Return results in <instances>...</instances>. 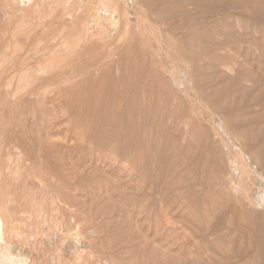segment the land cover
I'll return each mask as SVG.
<instances>
[{"label": "bare ground", "instance_id": "1", "mask_svg": "<svg viewBox=\"0 0 264 264\" xmlns=\"http://www.w3.org/2000/svg\"><path fill=\"white\" fill-rule=\"evenodd\" d=\"M200 6H208V7L207 8H201ZM201 10L203 12H209L208 16L210 15L209 17H211V18H216L217 15L219 16L222 14H225L227 16L230 15L231 17L229 16V18L230 19L233 18L232 20H233V23L235 25L234 27L237 29L241 28L240 22H241L243 17H244V19L245 18L247 19V22L248 21L252 22L250 24H252L253 26H251V25H249V26L252 28V30L254 32H258V30L260 28L264 27V0H0V93L1 92L4 93V95L0 98V264H51V263L52 264H88L89 261L91 260V258L89 259L87 257H88V255L90 256V253H92L93 251L92 252L90 250H89V252L86 251V252H88L85 254L86 256H84V253H83L84 249H87V248L92 246L91 236L84 234L83 233L84 229H82V228L79 229L78 228L79 225L77 223L76 224L78 226L75 223H73L77 227L73 226L72 229L74 227L75 228L72 231H70L71 227L70 228L68 227L69 230L67 228L68 231L65 230L66 227L65 228L63 227V225H64L63 221L64 220L60 219L62 217L59 218L54 213H52L51 210L45 209V207H44L45 203L49 202V205L52 207V211H53V209H55L56 203L54 202L55 201L54 194L58 193V192H56V190H54V188L52 186L53 184L50 185L44 179L45 177L43 178V176H42L43 174L41 175L40 172L44 171L47 175H48V173L52 174L53 177H56L58 179L59 176H57V172H60L61 169H59L60 171H54V169H53V168H56V166L60 167V165L58 164V165L54 166V164H53L54 162H56V163L59 162L58 158L56 156L54 157V154H57V153L55 152L56 150L54 151L52 149H49L51 147H50V145H48L49 142L47 143V141H50V139L47 140L48 138L46 139V136L48 135L50 130H44L46 125H54L57 122H55L53 120V118L51 119L50 117L49 118L47 117L48 112L45 111V108H44V111L47 113H45L42 110L41 103L43 101H45L49 95H52V100L55 101L58 104V106L60 104L59 102H61L59 100H63L65 102V105H64V107H62L60 105L62 107L61 108L62 113L60 112L61 114L60 113L59 114L61 116H63L62 114H64V117H65V115H67V117L64 119L62 117L64 122L65 121L67 122V120L69 122V120H72V118H74L73 120H75V121H71V122L75 123L76 119L78 118L79 120H77V121H80L82 124V121L85 118L84 119L85 121H83L85 123L82 124V127L84 125L87 126L89 123L90 124L94 123V125H95V127H94V125H92V126L90 125L91 127L88 126L89 128H91L90 129V131L92 133L90 135L91 138H92V136L94 138V135H95V133L93 134L94 129L92 131V127L96 129L95 130L97 132L96 135H100L101 137L103 136L104 129L106 131L109 130L108 133L106 131H104L107 133V135H105V133H104V136L105 137L109 136L111 138L112 135L110 132L112 130H110L108 128V126L111 125L110 124L111 120H110V122L107 120L108 118L111 119V114H110V117H106L109 115H102L103 112L101 111L99 104L101 106L102 103L103 104L105 103L104 106H102V107H104L102 109H105V105L108 104L109 100H113V99L118 100L119 99L118 103H120V105H122L123 103H127V110L126 111H128V110L131 111V108H129V107H133L134 106L133 104L136 101L139 102V100H136V99H137V96L139 97L141 92L144 94L146 91L149 94H147V93H145V94L147 96L148 95L150 96L151 92H149V91L152 90L151 87L154 88L155 86L159 85L158 84L159 78H157L158 75H156V77L154 76L155 74H157V72L160 76L162 75L160 78L163 77L165 80L166 79L169 80V82L174 85V87L176 89H174V88H172V89L176 90L177 94L178 93L182 94L183 98H185V101L188 104L187 106H189V107L186 106V108L189 109V113L194 114V116L197 117V121L199 119L200 121H203V122L206 121L207 122V127L209 128V131L211 133V135L210 134L208 135L209 138H213V140L215 139V141L218 142L222 148V149L220 148L221 150L216 149V150H219L221 152V155H220L221 158L218 155V152H216L213 149L217 153V155L219 156L218 157L216 155L217 159L220 161L222 160V162L224 163V164L222 163V167L225 165L224 166L225 168L219 169L220 167H217V169L221 170V171H223L225 169L224 173L222 172V174H221V171H217L216 167L214 168V164L216 162V160H215L216 157L214 155L215 152L213 151L214 152L213 153L211 151V149H210L211 147L209 146V143L204 144V143H206V142H204L205 139H203L205 137V135L203 136V138L201 137V139L204 140V141H202V143L204 142L203 144L202 143L197 144L198 143L197 141H196L197 143H195L194 145L192 143L191 149H192L193 153L191 156L187 153H184V155L185 154L188 155V156L186 155V157L188 159L187 160L188 165H187V167L186 166L185 167L188 168L190 165H191L190 168L193 167L192 169L188 168L189 172H191L190 174L193 175V178H194L193 180L191 179L192 182L195 181V185L198 184L200 186V184L203 185V183H205V182L207 183L208 179L211 180L208 182L209 185L207 184L209 187L207 185H205V186H206V188H208L212 191V193L214 195L213 198L214 199L217 198V200L221 201V204H222L221 207L218 209L217 207H219V205H217L218 204L217 202H219V201L216 202V200H214L213 202H215V203L210 202V203H212L211 206H213V207L215 204L217 205L216 207H214V209L217 208L218 211L214 215V218L212 217L213 220L211 219L210 223H209L210 219L207 221V224H209V225H207V228L205 227L206 228L205 231L203 232V229H202L201 230L202 232H199L202 234L197 235L196 237H199V238H202V237L204 238V236L209 237V236H213V235L217 234L221 230H223V231H221V233L224 232V230H225L224 234H222V237L223 236L229 237V239L226 237L228 239V244H227L229 247L228 251L230 250V253L227 257V260L229 262L240 261L242 259L244 260V258H247L250 256V257H252L254 264H258V261L261 262L260 264L264 263V226H263V223H264V164H263V162L264 161L262 160L263 158L259 159L260 158V157H258L259 154L256 155L254 153L258 146H256L254 148L255 150L253 149V147L248 146L247 142L244 140V137L239 134L240 132H238V130H237L238 128L235 125L231 124V122H229L228 119H225L226 116L223 115L225 117L224 118L220 114L221 109L224 113V111H226V108L231 107L232 104L230 106L226 107L224 104L225 102H223V104H220L221 102H220L219 98H216V99H219V101L215 99L217 102H213L214 103L213 104V103H211L212 102L211 99H210L211 100V102H210L208 100L209 98H206V96H203V94H201V93H203L201 91V87L203 89L204 86L198 85V83H197L198 80L197 81H196V79L194 80V75L196 76V73H197V72H195L197 70L196 65H195L194 61L191 60L192 58H189L186 55V53L184 52V50H182L184 48H182L181 45H178L177 36H179V32H177V30L179 29V27H178L179 23L182 22L184 19H188V20L197 19L198 13L202 12ZM190 13H194L195 16L191 17ZM227 16H225V17L227 18ZM229 18H227V19H229ZM216 19H217L216 21L218 23H220L218 21V18H216ZM228 21H226V22H228ZM218 26H219V24H218ZM262 30L263 29H261V31ZM215 31H217V30H215ZM228 32H225V33H228ZM210 33L212 34V32H210ZM235 33L236 32H234L232 34H235ZM197 34H199V33H197ZM255 34H257V33H254V35ZM225 36H228V35H225ZM251 36H252V34H251ZM233 37L235 38L236 36L233 35ZM243 37H244V35H243ZM136 38H137V41L139 39V43H137ZM245 38H246V36H245ZM212 39H211V41H213ZM215 39L217 40L216 36H215ZM251 39H249V40H251ZM219 41L218 42L216 41L217 43L216 42H214V43H216V44H219V43L226 44L227 43L228 44V42H239V43L241 42L240 40L237 41V39H235L234 41L229 40V39H225L222 42L221 41L219 42ZM245 41H247V40H245ZM181 43H183V42H181ZM216 44H215V46H217ZM250 44L251 43H249V45ZM193 45H194V43H193ZM123 46L124 47L127 46L128 48L131 49V51L128 52L127 55L124 54L126 52L122 53L124 55L123 56L124 58L121 59L122 54L120 53V51H121V48ZM183 46H185V45H183ZM250 46H252V45H250ZM139 47L144 49L146 54L148 55V57L151 59V62L149 63L150 66H151V63H153V61H154V63H153L154 66L152 64L151 70L153 68H155L157 70V72L155 71V69H154V72L151 71L152 73L144 72V71L150 70V69H148V68H150V66H148V65H147L148 68L144 67L145 69H143V72L139 71L138 69H135V67H136L135 65H131V67L128 69L130 70V74L132 72L135 73L136 70L139 71V72L137 71L139 73V75H138V73H135L136 76H138L137 79H139V76L141 75V73H143V74L145 73L143 82L139 81L142 78H140L139 80H136V79L135 80L137 81V83L139 82L141 84H143L144 81L146 83H147V81H149V84L144 83L143 85H141V84L139 85L136 83V86L138 85L137 88H139V90H138L137 88H135L136 86L134 87L135 81L133 82V85L131 82L132 80H134V75H130L133 77V79L132 78L127 79L125 76L126 80L124 79V77L121 80V78H119V76L121 77V75H119L120 73L119 74L116 73L117 74L116 76H118V75L119 76L118 77L115 76L116 77L115 81L117 80V78H118V80H117V82H114L113 85H110L109 82L112 83V80L109 79V80H111V81H109L108 78H111V76H112L110 74L112 69L114 68V69H117L119 71V69L121 67H123L125 65L126 66L129 65L128 64L129 59L132 61L133 60L136 61V59H138L136 56V49L137 50L141 49ZM206 47H205V49H206ZM217 47H219V46H217ZM133 50H135V51H133ZM195 52H196V50H195ZM198 53L199 52L195 53L196 56L198 55ZM212 53L210 52L209 53L210 55L208 54V52L205 53L206 55L204 54L205 55L204 58L209 60L208 62L210 64H208V65L209 66L211 65L210 67H212V66H213V68L219 67V68H222L221 70H224L228 73L235 71V68H236L234 66L235 62L233 61L234 59H232L230 57L231 55L230 56L214 55L215 52H212ZM216 53H217V50H216ZM142 55H143V53H142ZM213 55H214V57H213ZM250 55H251V53H250ZM190 57H194V56L191 55ZM256 57H257V55H256ZM236 58H238V57H236ZM122 61H125L124 65L122 64ZM137 62H139V61H137ZM134 64H136V62H134ZM246 65H248V64H246ZM237 73H238V71H237ZM241 73H238V74L243 75V79L239 80V78H241V77L239 75L234 74L235 77L238 78V79L234 78V76H233L234 81L237 80V82H240V81L242 82V81L247 79L246 78L247 76L245 77L246 79H244V76L246 73L245 74H241ZM248 74H249V72H248ZM151 76H154V77L151 78ZM78 77H82V79L80 78V80L82 81L81 85H78V86L76 85L77 88L75 87L76 89H74V88L72 89V84H74V79H76ZM98 77L99 78L103 77V78L99 79ZM154 78H156V79H154ZM96 79H97V81H96ZM152 79H154V80H152ZM157 79H158V81H157L158 83H155L156 85H154V83H153V85L151 86V84H152L151 82H154V81L156 82ZM164 79H160V80H164ZM202 79H204V78H202ZM230 79H231V77H230ZM248 79H250V78H248ZM248 79L246 81H248ZM167 80H166V82H168ZM83 81H84V83H83ZM170 83H168L169 86H170ZM165 84H167V83H165ZM131 85L133 86L132 88H131ZM112 86H115V90H116V88H118V90H116L117 93H115L116 91L114 92V94L112 93L113 88H114V87L112 88ZM140 86H141V88L143 87V90H145V91H142ZM210 86H212V85H210ZM227 87H229V86H227ZM158 88H159V86H158ZM158 88H156V89H158ZM225 88H223V89H225ZM94 89L95 90L97 89L96 90L97 92H99V90L100 91L102 90L103 92L101 91L100 93H104L105 96H108V99H107V97H105L104 95L101 94L102 97L100 95L101 98L105 97L104 100L105 99H107V100H105L106 102H103L104 100H102V102L99 101V104L97 105V107H98L97 109L98 110L100 109V111L102 112L100 114L101 116L99 115L100 111L95 113V114L98 113L97 114L98 117L97 116L96 117L99 120L101 118L103 120V122L107 123V124H105L107 126H105V125H102V127L100 126L102 129L96 128L97 123H95L96 122L95 118H94L95 122H92V123L90 122L89 119L94 117L95 116L94 114H93L94 116L92 115V117H91V114L88 112V114H90V115L85 117V112H87L86 110H87L88 106L87 107L85 106L86 110L83 109L85 111L84 112L82 109H80V105H79V104L83 103V100L80 98V97H82L83 93L80 94L79 92L83 90L85 92V95H86V92H88L87 94H90V98L94 99L93 98V97H95L94 94H96V92L95 93L93 92ZM103 89H105V90H103ZM135 90H137L136 93H135ZM214 90H216V88ZM90 91H92L94 94L91 93ZM154 91H155V88H154ZM154 91L152 93L153 95H151V100L154 98ZM137 92H138V95H137ZM77 93L80 94L81 96L80 95L78 96ZM128 93L130 95H131V93L132 94L134 93L137 95L136 97H135V95H131L132 97H134L133 100L135 99V101L129 100L130 96L128 97ZM142 93L140 96H142V98L145 96L144 97V100H145L147 96L146 95L143 96ZM155 93H156V91H155ZM91 94L94 96H92ZM85 95H83V97ZM74 96H76V98H78V99L80 98L79 101L82 100L81 103L78 102V100L76 102V100L74 99ZM152 96H153V98H152ZM100 97H97V98H99L98 100H100ZM126 97L129 98L128 100L130 101V103H129L130 106L128 105V100L126 102ZM84 98H86V97H84ZM90 98L88 97V99H89L88 101H90ZM222 99L223 98H221V101H223ZM86 100H87V98H86ZM94 100H96V97ZM98 100H97L96 104L98 103ZM142 100L140 99V102ZM146 100L145 101L148 102V98ZM154 100H155V98H154ZM93 101L90 103L94 104L95 102H93ZM145 101H142V102H145ZM24 102H26V104H25L26 106L23 104ZM113 102H115V101H113ZM113 102H112V104H113ZM131 102H133V104ZM138 102L135 103L137 107L136 108H134L135 106L133 107L135 109V112L133 115L134 118H136L135 113H136V116L138 115V117L136 119H139L141 117V116H139L141 114H138L139 113L138 110H141L142 114H146V113H150V112L152 113L153 110L149 112V109L152 108V107H150V105H151L150 101H149L150 103L148 102L150 105L147 103L149 105L148 107L145 106V105H147L146 103L144 104L146 110L148 108V110H147L148 112L144 111L145 109L142 106L143 105L142 102H141V104ZM27 103H29L28 106H27ZM226 103L228 104V102H226ZM57 104H56V106H57ZM233 105H235V103ZM23 106L26 108H23ZM83 106H84V104H81V108H83ZM124 106H126V104ZM241 106H243V105H241ZM52 107H53V105H52ZM76 107L78 109H80V110H78L80 112H78V111L76 112ZM89 107H90V105H89ZM138 107L143 108V110L141 108L138 109ZM155 107L157 108V106H155ZM236 107L238 109V106H236ZM244 107H245V105H244ZM40 108H41V111H40ZM109 108H111V107H109ZM117 108H118V105H117ZM119 108H118V110H119ZM124 108L126 109V107H124ZM124 108H120V109L123 110ZM6 109H7V112H9V114L6 112V114L9 115V118H6L7 115L6 116L4 115V112ZM24 109L26 110L25 117H24V113H23ZM91 109H90V111H91ZM122 110H119V113ZM184 110H186V109H184ZM51 112H52V109H51ZM110 112H111V110H110ZM123 112H125V111L123 110L122 114L127 113V112H125V113H123ZM227 112H229V111H227ZM231 112L233 113V111H231ZM231 112L229 114H225V115L231 116ZM88 114H86V115H88ZM131 115H132V113H130V116ZM148 115H150V114L146 115L147 118L149 117ZM182 115H183V113L181 114V116ZM102 116H105L107 118L106 120L109 122V125H108V122L105 120V118L104 117L102 118ZM116 116H117V119L121 118V117H118V116H120L119 114L118 115L116 114ZM184 116H188V115H184ZM189 116H188L189 119H187V121L190 120ZM87 117H89V119ZM122 118H124V117L122 116ZM144 118H143L144 121H141V118L138 121H140V125L142 123H144L143 127L145 126L144 127L146 129L145 131L148 132L149 128L151 129V127L150 126L146 127L145 120H146V122L148 120L146 119V117H144ZM184 118H186V117H183V119ZM113 119H116V118H113ZM136 119H135V121H137ZM148 119H151V118H148ZM15 120L16 121L19 120V122H20L19 124H21V127L19 128L20 137L17 136L15 133L14 134L12 133L14 130L11 129V124H12V126H14L13 123ZM86 120H89V121H87L89 123H87ZM120 120L123 121L124 119H120ZM120 120L119 121L117 120L118 125H120V124L122 125L123 122H125L126 120L131 122V120L130 119L128 120V118L123 122L122 121L120 122ZM91 121H93V120H91ZM113 121H115V120H113ZM117 121H116V123H117ZM185 121H186V119H185ZM185 121H184V123H185ZM191 121H188V122L191 123ZM132 122H133V120H132ZM79 123H77V124L79 125ZM116 123H113V124H116ZM127 123H129V122H127ZM133 123H132V125H133ZM181 123L183 124V122H181ZM137 124H139V122ZM137 124L135 122V124H134L135 126L133 125L134 128H136V126L138 127ZM182 124H181V126H183L184 128L181 127V131H180V128L178 129V126L180 124L176 127L178 129L179 134L181 132V134H180L181 136H178V137H180V139L178 138L179 141H181L182 139L183 140L186 139L185 135H188L187 132L189 129L188 127L190 125L189 123H187L189 125H188V127H186L187 125L184 126V124L183 125ZM99 125H97V127ZM132 125H130L129 127H131ZM173 125L175 126V124H172V127H173ZM86 126H84V127H86ZM123 126H120V127H123ZM147 126H148V124H147ZM197 126H200V125H197ZM14 127H16V125ZM103 127H104V129H103ZM105 127L108 128V130ZM115 127L116 126H114V130L116 128H118V130L121 129L119 126L116 128ZM140 127H142V126H140ZM185 127L187 129H185ZM202 127H204V126L201 125V127H199V128H202ZM112 128H113V126L111 127V129ZM126 128L124 127V129L127 131ZM131 128H129V132H131V133L128 132V134L130 136H134L133 135V133H134L133 129L134 128H132V129ZM138 128L135 130L144 131V129L139 130ZM182 128H183V132H184V129L187 131V132L185 131V133H187V134H183ZM81 129H83V128H81ZM99 129L102 130L101 131L102 133L99 131ZM84 130H85V128H84ZM87 130H89V129H87ZM120 132H123V131L120 130ZM192 132H193V130H192ZM192 132L191 133L189 132V133L192 134ZM116 133H119V131H116ZM116 133H115V135H116ZM137 133H135V135ZM194 133H197V132L194 131L193 134ZM200 133H202V131ZM108 134H110V135H108ZM96 135H95V137H96ZM115 135L113 138H115ZM137 135L139 137V133ZM140 135H142V134L140 133ZM198 135H194V136L198 138ZM128 136H123V137L128 138V140L125 138H123V139L127 140V142L129 143L132 140V137H128ZM191 136H192V138H195L193 135H191ZM83 137L85 138L84 135H83ZM87 137H89V136L87 135ZM135 137H133V139ZM79 138H80V136H79ZM96 138H98V137H96ZM102 138L99 137L96 140L97 143L101 142ZM117 138H118V136L116 135V139ZM137 138H135L133 140L134 141L133 143H135V140ZM140 138H142V137L140 136ZM109 139L105 138V139H103L102 142L108 144V142H106V140L108 141ZM111 139L109 140V143L114 142L113 144H119L120 145V142H122V140L121 141L115 140L116 141V143H115V141H113L114 139H112V141H111ZM119 140H120V135H119ZM145 140L146 139H144L143 144L141 142H139L138 139L136 140L138 142V143L136 142L138 145H140V143H141L143 146L142 147L139 146V148H142V149L136 148V151H135V149H133L135 152H133V150H131L134 145L131 144L132 147H131V145H129V147L131 148L129 150H131L133 153H137V154H133V157H134V155L135 156L139 155L138 150H139V152L141 151L142 153H144V151H146L145 154L147 153L149 156H152V154L149 151L151 148L144 150V147L149 145L148 143L145 144ZM81 142L83 143V141H81ZM124 142L127 143L126 141H124ZM124 142L121 143L122 146L125 145ZM101 143H99L100 146H102ZM131 143H132V141H131ZM136 143H135V146H136ZM174 143H175V141H174ZM180 143L183 145L182 142H180ZM180 143L178 142L177 145H180ZM84 144H85V142H84ZM107 144H103V146L106 145L104 147H107ZM144 144H145V146H144ZM186 144H187V142H186ZM173 146H174V144H173ZM175 146H176V144H175ZM184 146H186V147L182 146L184 151L186 148V150H188V153H190L191 149H189V148L187 149L188 145H185V143H184ZM116 147L119 149V146H116ZM125 147H128V145L127 146L125 145ZM125 147H124V149L126 151L125 150L124 151L128 153V151H127L128 149ZM223 147H225L224 151H223ZM52 148H54V147L52 146ZM145 148H147V147H145ZM176 148H178V147H176ZM176 148L174 147V149H176ZM215 148H218V146ZM180 149H176V150H180ZM183 149H181V150H183ZM122 150H123V147H122ZM147 150L149 153L147 152ZM171 150L173 151V149H171ZM124 151H123V153H125ZM131 151H130V153H132ZM152 151H154V150H152ZM53 152H54V154H53ZM127 153H126V155H127ZM177 153H178V151H177ZM180 153L181 152H179L178 154L180 155ZM141 154L139 155L140 156L139 158L142 159V157H144V154H142V155ZM178 154H176V155L179 156ZM184 155L182 154L181 157H184ZM212 155L214 156V158ZM145 156L147 157V155H145ZM56 158H57L58 162L55 160ZM149 158L147 159L148 161L146 160L147 163L151 160L152 157H149ZM144 159H142L143 163L145 161ZM154 159H152V160L154 161ZM184 159L186 160L185 157H184ZM138 160H140V159H138ZM169 160H171V159H169ZM172 160H173V158H172ZM173 161L176 162L175 159ZM220 161H218V162H220ZM50 162H53L52 163L53 165H51V167H53V168H50V164H51ZM152 162H151V165H153V163H154V162L153 163ZM139 163H141V162H139ZM139 163H137V164H139ZM143 163H141V164H143ZM181 163H182V165L187 164L186 161H183V158H182V162H179V164L181 165ZM47 164L49 166H47ZM141 164H139L138 166H140ZM155 164H157V162H155ZM171 164H172V162H171ZM157 165L161 166V163L157 164ZM143 166L146 167L147 165L144 164ZM155 167L156 166H154V168ZM163 167H161V168L163 169ZM138 168L139 167L136 168L138 171H135V172L139 173L142 169L139 171ZM140 168H143V167L140 166ZM147 168H149V166H147ZM149 169H148V172H149ZM158 169H159V167L156 170H158ZM211 169H215L216 171H214V172H217L216 174L213 175V177L216 176L218 173L221 174L222 176L219 177L217 175L216 177H214L216 180H213L214 179L213 177H212L213 179L208 178L207 175H209L210 172H212ZM146 171H144V172L146 173ZM152 171L153 170L151 168L150 173ZM159 171L160 170H158V172ZM142 172L143 171H141V173ZM148 172L145 175H144V173H142V174L144 175V177L146 176L148 186L149 187L152 186V188H154L155 186H154L153 182H156L158 179H157V177L154 179L153 177H155V175L152 176ZM142 174H139V175H142ZM212 174H213V172L211 173V176H212ZM60 175L62 176V171L60 172ZM63 175H65V174H63ZM139 175H137V176L139 177ZM165 175H167V174H165ZM181 177H183V176H181ZM218 177L222 178V179H219ZM217 178L219 179V181L221 180L222 182L220 181L221 182L220 183ZM143 179H145V178H143ZM145 180H143V181H145ZM188 180H189L188 183H190L191 180L190 179H188ZM212 180L218 181L219 183L218 182L212 183ZM174 181H173V183H174ZM193 183H192V185H193ZM210 183L212 185H210ZM144 184H146V183H144ZM192 185H191V187H194V185L193 186ZM202 185H201V187H202ZM166 187H168V186H166ZM140 188H142V187H140ZM180 188H181V186H180ZM206 188H205V190H206ZM205 190H204V192L207 193V191H205ZM210 190H209V195H208V193L205 194L204 192H202L204 194L201 197H203L204 195L207 197V195H208V197H209L208 199L211 200L210 196H212V195H210ZM140 192H141V190H140ZM144 192H142V193H144ZM151 192L148 193V194H150V197L153 196L155 193H156L155 195H157V191H155L154 194L153 193L151 194ZM145 194H146V192H145ZM148 194H146V196ZM162 196H164V195H162ZM180 196H182V195L180 194ZM136 198H137V196H136ZM157 198L158 197L154 198V200L156 202L158 200ZM57 199H59V198H57ZM152 199H153V197H152ZM154 200H153V203H151L153 205H154V203L156 204V202H154ZM159 200H161V199H159ZM210 200H207V201L209 202ZM141 201L142 200H140V202ZM150 202H152V200H150ZM159 202H161V201H159ZM210 203L208 204L209 207H211ZM219 204H220V202H219ZM155 207H156L155 209L157 210L158 206H155ZM147 208H149V205ZM210 210H212V209H210ZM211 212H213V211H211ZM226 217H230L229 218L230 220H228V221H230V225H228L227 223L224 222V219H225V221H227ZM200 227L198 226V228H200ZM86 229H88L87 226H86ZM58 231H60L61 235L60 234L58 235V233H57ZM65 231H67V232H65ZM90 233H91V231H90ZM55 235H56V237H57V235L59 237L61 236L60 240L62 239L63 243L61 241H58V240L55 241L56 237L52 238ZM215 237H216V235H215ZM217 237H220V236H217ZM222 237L220 239H222ZM225 237H223V238H225ZM65 238H69V240L68 239L65 240ZM97 238L98 237H96L95 239H97ZM63 239L65 241L72 242L71 246L70 247L68 246V248H67V246H66L67 244H65L66 242L63 241ZM95 239L93 238V241H95ZM97 241L99 242V239ZM97 241L95 243H97ZM50 242L53 243V246L58 245L59 247L58 246L52 247V244L50 245ZM56 242H58V244H55ZM59 242H61L60 244H62L66 248L65 247L63 248L62 245H59ZM224 243H226V241ZM94 244L92 247H94ZM96 245L94 248H97ZM60 246L65 250L67 249V251L64 252L65 250H62V248L60 249ZM97 246H99V245H97ZM225 247L227 248V246H225ZM69 248L71 250L73 249L72 253L68 252ZM67 252L70 254L69 255L65 254ZM197 254L201 255L199 252ZM65 255H67L68 257H66ZM101 256L102 255H100V257ZM206 257H208V256H206ZM93 259H94V257H93ZM103 260H104V264H114L112 262V260H109L106 258H104ZM227 260H225V261H227ZM101 261H102V259H101ZM207 261H208V259H207ZM100 264H102V263H100ZM248 264H250V263H248Z\"/></svg>", "mask_w": 264, "mask_h": 264}, {"label": "rangeland", "instance_id": "2", "mask_svg": "<svg viewBox=\"0 0 264 264\" xmlns=\"http://www.w3.org/2000/svg\"><path fill=\"white\" fill-rule=\"evenodd\" d=\"M200 7L201 8H207L208 6H200ZM190 14H191V17L195 16L194 13H190ZM208 14H209V12H203L202 11V12L198 13L197 19H192V20L184 19L182 22L179 23V25H178L179 29L177 30V32H179V36H177L178 45H181V47L184 48L182 50H184V52L186 53V55L189 58H192L191 60L194 61L195 65H196L197 70L195 72H197V73H196V76L194 75V80L195 79H196V81L198 80V82H197L198 85L204 86L203 89L201 87V91L203 92L201 94H203V96H206V98H209L208 100L210 102L212 100L211 103L217 102L216 100L219 101V99H220V102H221L220 104H223V102H225L224 104L226 107L230 106L232 104L231 107H228L229 109L226 108V111H224V113L221 109L220 114L222 116L223 115L226 116V118L224 116L223 117L225 119H228V121L231 122V124L235 125L238 128L237 130H238V132H240L239 134L244 137V140L247 142L248 146L253 147V149L256 146H258L254 153L256 155L259 154V156H258V157H260L259 159L263 158L262 160L264 161V46H263L264 45V41H263L264 40V27L260 28L258 30V32H254L252 30V28L249 26V25L253 26L252 24H250L252 22L251 21L247 22V19L246 18L244 19V17H243L242 20L240 19L241 20V22H240L241 28L237 29L234 27L235 25H234L233 20H232L233 18L232 19L229 18L230 15L227 16L225 14H222V15H219L220 17L217 15L216 18H218V21L220 22V23H218L216 21L217 20L216 18H211V17H209L210 15L208 16ZM224 15L227 16V18H229V19H227ZM226 21H228V22H226ZM218 24H219V26H218ZM261 29H263L262 30L263 32L261 31ZM215 30H217V31H215ZM209 31L212 32V34ZM225 32H228V33H225ZM234 32H236V33L232 34ZM197 33H199V34H197ZM254 33H257V34L254 35ZM251 34H252V36H251ZM225 35H228V36H225ZM233 35H235L236 37L234 38ZM243 35H244V37H243ZM215 36H216L217 40L215 39ZM245 36H246V38H245ZM211 39L213 41H211ZM218 39L221 42L225 39H229L232 41L237 39V41L240 40L241 42L240 43L239 42H228V44L227 43L226 44H224V43L216 44L219 41ZM249 39H251V40H249ZM245 40H247L248 42ZM136 41H137V38H136ZM181 42H183V43H181ZM214 42H216V43H214ZM137 43H139V39H138ZM193 43H194V45H193ZM249 43H251L250 45H252V46H250ZM215 44L219 47L215 46ZM183 45H185V46H183ZM205 47H206V49H205ZM139 48H141V47H139ZM129 49L130 48H128L127 46H125V47L123 46L121 48L120 53L122 54V53L126 52L124 54L127 55V53L131 51V49L130 50ZM215 49L217 50V53H216ZM195 50H196V52H199V53L201 52L200 54L198 53L199 56L198 55L196 56ZM133 51H135V50H133ZM206 52H208V54L210 52L211 53L215 52L214 55H227V56L231 55L230 57L232 59H234L233 61L235 62L234 63V66L236 67L235 71L228 73L224 70H221L222 68H219V67L213 68V66L210 67L211 65L210 66L208 65V64H210L208 62L209 60L204 58V56L206 55L205 54ZM142 53H143V55H142ZM250 53H251V55H250ZM191 55L194 57H190ZM214 55H213V57H214ZM256 55H257V57H256ZM123 56L124 55L122 54L121 59L124 58ZM136 56L138 58V59H136V61H134V60L132 61L129 59L128 64L130 66L125 65V66L121 67L119 69V71L117 69H114V68L112 69V71L110 73L112 76L110 75L111 78H108V80L109 79L112 80V83L109 82L111 80L108 81L110 85H113L114 82H117L118 78L116 81H115V78L118 77L119 75H121V77L119 76V78H121V80L123 79V77L125 79V76L127 79H131V78L133 79V77L130 75H134V80L131 81L132 85H133V82L135 81L134 87L136 86V83H137L136 80H139L140 78H142L139 81L143 82L145 73L144 74L141 73L142 76L140 75L141 77L139 76V79H137L138 76H136L135 73H138L139 71L143 72V69H145L144 67L148 68V66H150L149 63L151 62V59L148 57L145 50L142 48L139 50L136 49ZM236 57H238V58H236ZM137 61H139V62H137ZM134 62H136V64H134ZM153 63H154V61H153ZM153 63H151L150 68H148L150 70L144 71V72H146V73L147 72L152 73L151 71L154 72L155 68H153L151 70ZM122 64L124 65L125 61H122ZM236 64L237 65L239 64V65L237 66ZM246 64H248V65H246ZM131 65H135L137 67V68L135 67V69H138L139 71L136 70L135 73L132 72L130 74V70L128 68H130ZM153 66H154V64H153ZM236 70L238 71V73L242 72L241 74L246 73L244 76V79L250 78L251 80L248 79V81H246L247 80L246 79V80H244L245 82L244 81L237 82V80L234 81V78H237V77H235L234 74L239 75ZM155 71L157 72L156 69H155ZM248 72H249V74H248ZM116 73L117 74L120 73V74L118 76H116L117 75ZM138 75H139V73H138ZM156 75L159 76V77L157 76V78H159V83L157 82L158 79L156 80V82L155 81L151 82L152 83L151 86L153 85V83H154V85H156L155 83L159 84V85L157 84L159 86V88H158V86L154 87L156 93L154 91V88L151 87V89L154 91L155 100H154L153 96H152L153 99L151 100V95H153L152 94L153 91L151 89H150L151 91H149V92H151V95L150 96L148 95L149 96L148 97L145 93H147V94H149V93L146 92L145 90H143V87L141 88V86H140L142 91H145V93L143 94L141 91L140 92L143 94V96L144 95L147 96L146 99L148 98V102L150 101L152 106L149 104L150 102L148 103V102H146L147 101L146 99H145L146 101L144 100L145 96L143 98H142V96H140L141 95L140 92H139L140 98L137 96L138 92H137V95L134 93L133 94L131 93V95H135V97L137 96L136 100H139V102L136 101L135 103L138 102L141 104L142 101H145V102H142V104H143L142 106L145 109L144 111L148 112L147 111L148 108L146 110L145 106L148 107L150 105V107H152L149 109V112L153 110L152 113L151 112L150 113L145 112L146 114H142L141 113L142 111L138 110L139 111L138 114H141V115H139V116H141L140 117L141 121H144V119H145L144 117H146V119L148 120L147 122L145 120L146 127H149V126L151 127V129L149 128L148 132L145 131L146 130L144 128L145 126L143 127L144 123H142L140 125V121H138L140 118L136 119L138 117V115L136 116V113H135L136 118L133 117L134 112H135L134 108H136L137 106L135 103L133 104V102H131L135 107L134 106H133L134 108L129 107L130 101H132L134 98L129 93H128V97L130 96V99L128 97H126V102L128 99L130 100V101L128 100V105H129L128 107L131 108V111H129V110L126 111L127 110V103H123L124 105L126 104V106H124L123 104H122L123 105L122 106V105H120V103H118L119 99L118 100L117 99L109 100L108 101L109 105L108 104L105 105V109H102V108H104L102 106H104L105 103L104 104L102 103L103 105L101 104V106H100L99 101L102 102V100H104L105 97H107V99H108V96H105L104 93H100L102 90L101 91L99 90V92H97L96 91L97 89L96 90L94 89L93 92L94 93L96 92V94H94L92 91H90L91 93H93L95 95L96 100H94L95 97H93L94 99L90 98V94H87L88 92H86V95H85V92L83 90L80 91L79 92L80 94L83 93L82 97H80L83 100V103H81L82 100L79 101L80 98L78 99V98H76V96H74V99L76 100V102L78 100V102H80L81 104H84L83 108H81V104H79L80 109L86 110V107L88 106L87 110H86L87 112H85L83 110L85 112V117L89 116L90 114H91V117L93 114L95 115V116L93 115L94 117H92L90 119H89V117H87V118L90 120L91 123L96 121L95 122V123H97L96 128L102 129L101 128L102 125L107 124L106 122H103V120L100 117L99 118L101 121L97 118L98 113L95 114L96 112L100 111V109L99 110L97 109L98 104H99V107L101 108V111L103 112L102 113L100 111L99 115L102 113V115H109L106 117H110V114H111V119H109V118L107 119L105 116H102V118L104 117L105 120L107 119L109 122L111 120V122H110L111 125H109V122L107 120L106 121L108 122V125H109L108 128L110 130H112L110 133L112 135L111 138L114 139L113 141H115V140L121 141L122 140V142H124V141L127 142L128 138L123 137V136H128L129 135L128 134L129 128H131L135 124V122H136V124L139 122V124H137L139 128L137 126H136V128H134L135 125L132 127V128H134L133 129L134 130V133H133L134 136H130V135L128 136V137H132V140H131L132 143H131V141L129 142L130 144L128 142H127L128 144L124 142V144L126 146L128 145V147H125L124 144H123L124 146H122L121 145L122 142H120V145L119 144H113L114 142H111L112 139L109 136H107L108 138L105 137L104 133H105V135H107V133L109 132L108 128L105 127L108 130V131H106L103 127L104 131H106L107 133L103 131V136H102L103 138H102L100 135H96L97 134V132L95 131L96 129L92 127V131H93V129L95 131V132L93 131V134L95 133L96 137L102 138V141L105 138L111 139V141H110L111 143H109L110 139L108 141L106 140V142H108V144L103 143L102 141H101L102 143L98 141L99 143L102 144V146H100V144L97 143V141H96L98 138H96L95 135H94V138L92 136L93 139L90 137V135L92 133L90 131L91 128H89V127L94 125V123L90 124L89 122H87L89 120H86V122L89 124L87 126L84 125L86 127H84V126L82 127V124L85 123V122H83V121H85L84 120L85 118L83 119L82 124L80 121H77V120H79L78 118L76 119L77 123L80 122L79 125L76 122L75 123L71 122V121H75V120H73L74 118H72V120H69V122H68V120H67V122L66 121L64 122L63 119L66 118L67 115H65V117H64V114H62L63 116L60 115L62 113L61 108L64 107V105H65V102L63 100H59L61 102H59L60 104L58 106V104L52 100V95H49L50 97L48 96V98L46 99L47 101L45 100L41 103L42 110L44 111V108H45V111L48 112L47 113L44 111L45 113H47V115H48L47 117L48 118L50 117L51 119L53 118V120L55 122H57L54 125H46V127L44 129V130H50L48 135L46 136V139L48 138L47 140L50 139V141H47V143L49 142L48 145H50V147H51L49 149H52L54 151L56 150L55 152L57 154H54V152H53V154H54V157L56 156L58 158V161H59L58 162L57 158H56L55 160L58 163L50 162L51 163L50 168H53V167H51V165H53V164H54V166L59 164L60 167L56 166V168L57 167L58 168L57 169L53 168V169H54V171H60L59 169H61V171H62V176L60 175L61 171L57 172V176H59L58 179L56 177H53L52 174L48 173V175H47L44 171L43 172L41 171L42 173L40 172L41 175L43 174L42 175L43 178L45 177L44 179L50 185L53 184L52 186H53L54 190H56V192H58V193L54 192L55 193L54 194V196H55L54 202L56 203L55 204L56 206L54 205L55 209H53V211H52V207L49 205V202L45 203V205H44L45 209L51 210V212L54 213L59 218L62 217L60 219L64 220L63 221L64 222L63 227L64 228L66 227L65 230H67L68 227L69 228L71 227L70 231H72L75 228L74 227L72 229V227L76 226L78 224L79 226L78 225L77 226L79 229L80 228L84 229V231H83L84 234L91 236L92 246L99 239V242L97 241V243L94 244V247L96 244L99 245V246L96 245L97 248H94L91 246L87 249H84V252H83L84 256H86L85 254L88 253L89 250L91 252L93 251L92 253H90V256L88 255V257H87L89 259L91 258V260H92V261L90 260L91 262L89 261L90 264H100V263L104 264V260H103L104 258L112 260V262L114 264H192V263L193 264H240V263L241 264H244V263L245 264H248V263L252 264L253 260H252V257H250V256L247 258H244V260L246 259L245 261L242 259L243 261L242 260L233 261L234 263L229 262L227 260V257L230 253V250L228 251L229 247L227 245L229 237L226 236L228 239L225 236H223L225 238L222 237V234H224L225 230L222 233H221V231H223V230H221L220 232L215 234L216 237H215V235L209 236V237L204 236V238L203 237L202 238L196 237L197 235L202 234V233H199V232H202L201 231L202 229H203V232L205 231V229L207 228V225H209V224H207V221L210 219L209 220V223H210L211 219L213 220L214 215L217 213L218 209L221 207L222 204H221V201L217 200L216 197H215L216 199L213 198L214 195H213L212 191L210 189L206 188V186H205L207 184L209 185L208 182L211 180L208 179L207 183L205 182V183H203V185L200 184V186L198 184H197L198 186L195 185V181H193L194 183L192 182V180L194 178H193V175L190 174L191 172H189V169H192L193 167L190 168V166H191L190 165L188 167L189 169L186 168L188 165V163H187L188 159H187L186 155L187 154H189L190 156L192 155V153H193V151L191 149L192 143H193V145L197 142H198L197 144L202 143V141H204L203 139H205L204 142H206V143H204V142L203 143L204 144L209 143V146L211 147L210 148L211 151L213 152L215 150L216 152H218L219 156L221 155V152L219 150H221L222 148H221L220 144L215 141V139L213 140V138H209L208 135L209 134L211 135V133L209 131V128L207 127V122L206 121H204V122L200 121L199 119L197 121V117L194 116V114L189 113V109L186 108V106L188 104L185 101V98H183L182 94H179V93L177 94L176 90L172 89V88L176 89L174 87V85L171 84L169 82V80L166 79L168 81V82H166V80L163 77L160 78L162 75L160 76L158 74V72L154 76L156 77ZM154 76H151V78ZM233 76H234V78H233ZM239 76L241 77V78H239V80L243 79V75H239ZM103 77H101V78H103ZM230 77H231V79H230ZM80 78L82 79V77H78V78L74 79V84H72V89L73 88L76 89L78 85H81L82 81L80 80ZM101 78H99V79H101ZM202 78H204V79H202ZM97 79H96V81H97ZM154 79H156V78H154ZM154 79H152V80H154ZM160 79H164V80H160ZM83 83H84V81H83ZM144 83H146V82L144 81ZM147 83L149 84V81H147ZM165 83H167V84H165ZM168 83H170V86ZM137 84L140 85L141 83L138 82ZM143 84H141V85H143ZM132 85H131V88L133 87ZM210 85H212V86H210ZM137 86L135 88H137ZM227 86H229V87H227ZM112 88H113L112 93L114 94V92L116 90H118V88H116V90H115V86H112ZM156 88H158V89H156ZM215 88H216V90H214ZM223 88H225V89H223ZM137 89L139 90V88H137ZM103 90H105V89H103ZM136 91L137 90H135V93H136ZM115 93H117V91ZM80 94H78V96ZM101 94L104 95L105 97L101 98L102 97ZM3 95H4V93L1 92L0 98ZM83 95H85L84 97H86L87 100H86V98L83 97ZM94 95H92V96H94ZM100 95H101V97H100ZM88 97L90 98V101H88L89 100ZM97 97H100V100H98L99 98H97ZM216 98H219V99H216ZM221 98H223L222 99L223 101H221ZM107 99H105V100H107ZM140 99L141 100L143 99V100L140 102ZM97 100H98V103L96 104ZM105 100L103 102H106ZM92 101L95 103L91 104L90 102H92ZM111 101L112 102L115 101L116 103L113 102V104H112ZM133 101H135V99ZM226 102H228V104ZM145 103L146 104L148 103L149 105L147 104L144 106ZM234 103L236 106H238V109L235 105H233ZM23 104L25 105L26 102H24ZM28 104L29 103H27V106H28ZM56 104H57V106H56ZM52 105H53V107H52ZM89 105L91 108L92 107L93 108L91 109L89 107ZM117 105H118V108L119 107L120 108L126 107V109L124 108L123 110L127 113L123 112L125 114H122L123 110L120 108H119V110H122V111H120V113H119ZM241 105H243V106H241ZM244 105H245V107H244ZM155 106H157V108ZM109 107H111V108H109ZM187 107H189V106H187ZM23 108H26V107L23 106ZM41 108H40V111H41ZM140 108L141 107H138V109H140ZM143 108H141V109L143 110ZM51 109H52V112H51ZM80 109H78L76 107V112ZM90 109H91V111H90ZM184 109H186L187 111ZM24 110H23V113H24V117H25L26 110L25 111ZM110 110H111V112H110ZM227 111H229V112H227ZM231 111H233V113ZM6 112H7V109L4 112L5 116L7 115ZM78 112H80V111H78ZM88 112L90 114H88ZM129 112L132 113L131 116H130ZM230 112H231V116L225 115V114H229ZM7 113L9 114V112H7ZM182 113H183V115L181 116ZM86 114H88V115H86ZM116 114L117 115L119 114L120 116H118V117H121L120 119H124L123 121H125L128 118V120L130 119L131 122L126 120L127 122H129V123H127L126 121L123 122L119 118L117 119ZM147 114H150V115H148L149 116L148 118H151V119L147 118V116H146ZM184 115H188V116L190 115L189 116L190 120H188V121L192 120L191 123L187 121V119H189L188 116H184ZM122 116L124 118H122ZM62 117H63V119H62ZM112 117L116 118V119H113ZM183 117H186V118L183 119ZM6 118H9V115H7ZM112 119L115 121H113ZM135 119L137 121H135ZM185 119H186V121H185ZM91 120H93V121H91ZM117 120L118 121L120 120V122L122 121L123 124L118 125ZM132 120L134 123L132 122ZM116 121H117V123H116ZM184 121L186 124L184 123ZM181 122H183L184 126L187 125L186 127H188V125L190 124L188 127L189 128L188 132L185 130V129H187L186 127H185L184 132H183L184 127L181 126V124H182ZM19 123H20L19 120H17V121L15 120L13 125L14 126L16 125V127L12 126V124H11V129L14 130L12 132L13 134L15 133L17 136L20 137L19 128L21 127V124H19ZM113 123H116V124H113ZM132 123H133V125H132ZM187 123H189V124H187ZM147 124H148V126H147ZM172 124H175V126L173 125V127H172ZM97 125H99V126L97 127ZM130 125H132V126L129 127ZM139 125L142 127H140ZM197 125H200V126H197ZM201 125H203L204 127L199 128V127H201ZM105 126H107V125H105ZM112 126H113V128L111 129ZM114 126H116V127L123 126V127H120L121 128L120 130H122L123 132H120V130H118V128L115 127L116 128L115 130L119 131V133H116V131L114 130ZM177 126H178V129L180 128V131H181V127H183L182 128L183 134L188 133V135H185L186 139L183 140L181 138L182 139L181 141L178 140V138L180 139V137H178V136H181L180 135L181 132L179 134L178 129L176 128ZM94 127H95V125H94ZM124 127L125 128L127 127L126 128L127 131L124 129ZM81 128H83V129H81ZM84 128H85V130H84ZM137 128L139 130L144 129V131L135 130ZM87 129H89V130H87ZM100 129H99V131L101 132L102 130H100ZM192 130H193V132L194 131H196L197 133L199 132L198 133L199 135L197 133L193 134ZM200 130L202 131V133H200L201 132ZM185 131L187 133H185ZM137 132L139 133V137L137 135L138 134ZM189 132L190 133L192 132V134H190ZM115 133L118 136L117 139H116ZM129 133H131V132H129ZM135 133H137V134L135 135ZM140 133L142 135H140ZM83 135L85 136V138L83 137ZM87 135L89 137H87ZM108 135H110V134H108ZM114 135H115V138H113ZM119 135H120V140H119ZM191 135H193V136L198 135V138L195 136L194 137L196 139L192 138ZM204 135H205V137L203 138ZM79 136H80V138H79ZM140 136L142 138H140ZM133 137H135V138L138 137L137 138L138 141L141 142L142 144L144 143V139H146L145 144L148 143L150 146L148 145L149 146L148 147V146H145V144H144V146L147 147V148L144 147V150L151 148L149 151L152 154V156H149L147 153L145 154L146 151H144V153H142L141 151L139 152V150H138V153H139V155L141 153L144 154V157L141 156L142 159H144L146 157L145 155H147L148 158L152 157L151 160L155 158L154 161L152 160L154 163L151 160L147 163V161H148L147 157H146L147 159L146 158L144 159L145 160L144 163H143V160L141 158H139L140 157L139 155L138 156L136 155L137 157L134 155V157H133V154H137V153H133L136 151V148H139V146L140 147L143 146L141 143H140V145L137 144L138 143L136 141L137 139L135 140V143L137 142L136 146H135V143H133L134 142L133 140L135 138L133 139ZM201 137L203 139H201ZM123 138H125L127 140H124ZM81 141H83V143ZM116 141H115V143H116ZM174 141H175V143H174ZM84 142H85V144H84ZM178 142L179 143L182 142L183 145L181 143H180V145H177ZM186 142H187V144H186ZM184 143H185V145H188L187 149L188 148L191 149L190 153H188V150H186V148H185V151L182 148V146L186 147V146H184ZM103 144H107V147H104L106 145L103 146ZM131 144L134 145L132 149L129 147V145H131ZM173 144H174V146H173ZM175 144H176V146H175ZM52 146L54 148H52ZM116 146H119V149ZM121 146L123 147V150H122ZM217 146H218V148H215ZM124 147L128 149L127 150L128 153L125 152L126 150L124 149ZM131 147H132V145H131ZM174 147L175 148L178 147L176 149L181 148L183 150H181V149L176 150V149H174ZM129 149H131V150L135 149V151L133 150V152H132ZM139 149H142V148H139ZM171 149H173V151ZM216 149H219V150H216ZM152 150H154V151H152ZM224 150H225V147H223V151ZM123 151L125 153H123ZM130 151L132 153H130ZM177 151H178V153L181 152L180 155L177 153ZM147 152H148V150H147ZM126 153H127V155H126ZM184 153H187V154L184 155ZM215 153H214V155L216 157V159H215L216 162L214 164V168L215 167H216V169H217V167H220L219 169L225 168L224 167L225 165L222 167L223 162H222V160L220 161L217 159L218 155H217V153L216 154ZM176 154H178L180 157L183 154L184 157L186 158V160L184 159V157L180 158ZM172 158H173V160L175 159L176 162H174L172 160ZM182 158H183V161H186L187 164L182 165V163H181V165H182L181 166L179 164V162H182ZM213 158H214V156H213ZM220 158H221V156H220ZM138 159H140L141 161ZM169 159H171L172 161ZM137 160L143 164L139 163ZM218 161H220L221 163ZM151 162L153 163V165H151ZM155 162H157V164L161 163V166L160 165L158 166L157 164H155ZM171 162H172V164H171ZM135 163L141 164L140 166H142L143 168H140V166H138L139 164L136 165ZM144 164L149 166L150 169L147 168V166L146 167L143 166ZM263 164H264V162H263ZM47 166H49V165L47 164ZM154 166H156L155 167L156 169L159 167L158 170H160V171L158 172V170H156L154 168ZM137 167H139L138 168L139 171L142 169L141 171H143L142 173H144V175L148 172V169H149L148 173H150L151 168H152L153 171L150 174L152 176L155 175V177H153L154 179L156 177L158 179V180L156 179L157 181L155 180L156 182H153L154 186L156 188L155 187L152 188V186L150 184L149 185L151 187L148 186L146 176L144 177V175L141 173V171L139 173L135 172V171H138L136 169ZM161 167H163V169ZM144 171H146V173ZM211 171L213 172L212 176H211L212 172H210V174L207 175V177L210 179L213 177L214 174L217 173V172H214V171H216L215 169H211ZM217 171H221V170L217 169ZM224 171H225V169L223 171H221V174H222V172L224 173ZM63 174H65V175H63ZM139 174H142V175H139ZM165 174H167V175H165ZM221 174L218 173L217 175L219 177H221L222 176ZM137 175H139V177ZM181 176H183V177H181ZM216 176H214V177H216ZM143 178H145L146 180ZM142 179L145 180L146 182L143 181ZM188 179H190V180L192 179L190 183H188V181H189ZM219 179H222V178H219ZM219 179H218V181H219ZM213 180H216V179L214 178ZM213 180H212V183L218 182V181H213ZM173 181H174V183H173ZM143 182L146 184H144ZM192 183H193L194 187H191ZM201 185H202V187H201ZM210 185H212V184L210 183ZM166 186H168V187H166ZM180 186H181V188H180ZM140 187H142V188H140ZM204 187L206 188V190ZM140 190H141V192H140ZM204 190L207 191L208 195H209V190H210V195H212V196H210L211 200L208 199L209 198L208 195H207V197L205 195L203 197H201L204 193L207 194L206 192H204ZM144 191L146 192V194H148L151 191H152L151 194L152 193L154 194V192L157 191V195H155L156 193L154 195L156 197H158L157 198L158 200L161 199V200H159L161 202H159L157 199H156L157 200V202H156L154 200V198H156L154 195L150 197V194H148L146 196ZM142 192H144V193H142ZM202 192H204V193H202ZM180 194L182 196H180ZM162 195H164V196H162ZM136 196H137V198H136ZM152 197H153V199H152ZM57 198H59V199H57ZM140 200H142V201L140 202ZM150 200H152V202H150ZM153 200H154V202H156V204L154 203V205L158 206L157 210L155 209L156 207L153 204H151V203H153ZM207 200H210V201L208 202ZM214 200H216V202L217 201L220 202V204H219V202H217L218 203L217 205H219V207H217L218 209L217 208L214 209V207L217 206L216 204L215 205L213 204L214 207L211 206L212 203H210V202H213ZM209 203H210L211 207L208 206ZM213 203H215V202H213ZM148 205H149V208H147ZM210 209H212V210H210ZM211 211H213L214 213ZM229 218L230 217H226L227 221H225V219H224V222L227 223L228 225H230V221H228V220H230ZM73 223H75V224L77 223V224L74 225ZM86 226L88 229H86ZM198 226L199 227L201 226V227L198 228ZM263 226H264V223H263ZM69 228H68V230H69ZM67 231H65V232H67ZM90 231H91V233H90ZM57 233L59 235L60 231H58ZM58 235H57V237L55 235L52 238L56 237L55 241L58 240V241L62 242V239L60 240L61 236L59 237ZM217 236H220V237H217ZM96 237H98V238L95 239ZM221 237L223 240L220 239ZM93 238L95 239V241H93ZM67 239L69 240V238H65V240H67ZM65 240L63 239V241H65ZM225 241H226V243H224ZM61 242H59V245H62V244H60ZM65 242H66L65 244H67L66 245L67 248H68V246L69 247L71 246L72 242H69V241H65ZM51 244H52V247L58 246V245L53 246V243L50 242V245ZM55 244H58V242H56ZM225 246H227V248ZM64 247L65 246H63V248ZM61 248L62 247L60 246V249ZM63 248H62V250H65ZM66 251H67V249L64 252H66ZM72 251H73V249L72 250L70 248L68 249V252L72 253ZM86 251H88V252H86ZM68 252L65 254L69 255L70 253H68ZM198 252L201 255L197 254ZM67 255H65V256L68 257ZM100 255H102V256L100 257ZM206 256H208V257H206ZM93 257H94V259H93ZM100 258L102 259V261ZM207 259H208V261H207ZM225 260H227L228 262ZM260 263L261 262L258 261V264H260Z\"/></svg>", "mask_w": 264, "mask_h": 264}]
</instances>
